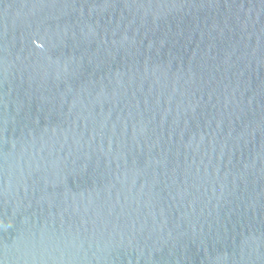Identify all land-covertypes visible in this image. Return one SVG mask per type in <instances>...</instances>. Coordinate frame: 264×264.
I'll use <instances>...</instances> for the list:
<instances>
[{"label": "water", "instance_id": "water-1", "mask_svg": "<svg viewBox=\"0 0 264 264\" xmlns=\"http://www.w3.org/2000/svg\"><path fill=\"white\" fill-rule=\"evenodd\" d=\"M0 264H264V0H0Z\"/></svg>", "mask_w": 264, "mask_h": 264}]
</instances>
